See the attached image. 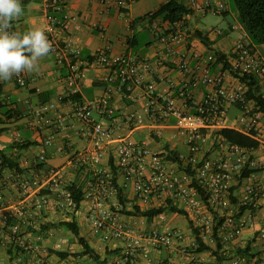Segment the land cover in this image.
Wrapping results in <instances>:
<instances>
[{
    "label": "crops",
    "instance_id": "0c3cea01",
    "mask_svg": "<svg viewBox=\"0 0 264 264\" xmlns=\"http://www.w3.org/2000/svg\"><path fill=\"white\" fill-rule=\"evenodd\" d=\"M166 1L131 0L124 11L116 6L105 9L104 0H70L67 12L72 19L69 28L62 33V36H68L72 44L81 49L80 62L92 60L99 48L105 45L110 46V59L121 55L153 61L161 55L166 57L163 64L155 65L146 75V83L134 84L131 90H125L117 83L113 84L111 103L115 108L114 115L103 117L94 111L93 116L110 125L114 129L116 137L129 136L131 139L144 141L152 150L163 154L169 155L171 152L178 155L189 154L187 136L179 130L175 118L163 120L160 116H154L147 110L149 96L146 85L156 81L157 92L171 93L182 105L184 104L187 110L196 111L211 86L199 84L193 89L192 99L185 104L179 96L178 88H170L168 81L172 79L175 83H180L182 80V73L174 60L178 58L179 53L190 52L193 46H197L204 54L211 50H220L230 55L239 39L246 37L247 33L239 18H235V22H229L227 27H221L223 26L221 24H210L208 25L210 27L202 30L194 25L193 20L207 16L210 12L222 13L224 16L228 13L234 14L229 7L228 0H199L198 7L194 8V13L187 15L183 21L173 25L165 22L161 25L184 26L187 29L188 34L185 42L177 46V53L172 56L159 40L152 27L153 22L149 17H143ZM183 1L190 5L191 0ZM21 2L24 14L13 21V29L24 32L31 27H42L47 34L48 19L43 8L44 0H21ZM221 4L223 7L219 8ZM217 28L222 31L217 32ZM198 29L202 30L204 34L208 33L211 40L210 45H206L195 34ZM144 33L153 35V39L145 45L141 43L140 38ZM190 63L193 70L198 69L200 64L195 58H192ZM83 65V76L79 81L77 91L80 98L76 99L60 98L67 91V70L58 65L56 54L53 51L40 60L38 73H24L28 80L25 86L19 84L17 76H13L8 81H0V128H5L0 133V151L18 160L22 167V172L19 173L11 168H4L1 171L0 207L3 204L4 209L15 212V208L21 204L23 199L17 188L16 176H30L34 170V157L43 152L47 157L45 162L47 166L60 167L65 181L67 183L79 182L81 188L84 187L86 179L93 175L96 167L112 174L113 145L109 146L100 165L95 166L90 158L93 143L81 133V120L76 114L78 101L95 100L106 94L108 83L104 79L111 73V69L96 62ZM224 68L223 63L217 62L211 66L210 71L218 73ZM50 103L55 106L45 112L44 116L49 118L47 122L41 118L36 109L42 104ZM226 107V125L236 128L235 122L240 114V109L236 104H227ZM7 110H11V115L4 114ZM132 114H140L142 122L132 119ZM47 140H50V143H47ZM31 141L35 143L29 147L22 148L15 145L17 142ZM210 147L209 142L204 144L205 150ZM254 154L262 155L259 149L255 150ZM173 165L180 172H185L184 161L180 162L179 166L175 163ZM117 176L129 198L128 209H133V205L136 203L144 209L160 205L168 206L167 210L151 220L141 215L121 212L119 213L120 219L134 224L140 230L151 227L179 229L184 235L183 243L187 246V252L182 253L175 247L151 245L148 251L149 256L145 257L140 253L132 264H197V262L200 264H231L230 259L237 253H246L259 258L264 264V238L261 236L264 230V200L258 208L252 211L256 219L254 227L243 228L236 237L229 240L225 238V230L221 228L218 230V235L222 238L223 254L226 256L222 262H219L210 251L198 252L195 250L196 236L189 219L181 223V213L172 212L169 209L170 205L182 208L181 200L175 199L173 203L154 198L151 204H143L136 199L132 181L120 172ZM254 179L264 184V173L257 172ZM246 182L243 180L241 184H237L238 182L234 184L231 196L233 202H240ZM87 203V200H83L81 208L77 212L81 233L100 254V260H105V264H121L127 241L106 237L104 232L93 227L85 218ZM110 204L112 207L122 208L116 196L110 200ZM27 210L28 214L20 225L21 234L48 249L47 261L53 264H101L88 254L80 253L68 257H61L57 254L58 251L81 252L83 250V246L78 242L76 236L73 234L72 237H68L67 233L70 230L59 223L60 220L69 218L67 213H62L59 209L48 205L39 210L34 204H31ZM250 212L247 210L242 215L234 214L233 222L237 223L239 217H247ZM230 213L231 211L227 209L223 217L229 218ZM189 216L192 218L191 215ZM84 225L85 229H83ZM206 241L212 247L216 246V240L212 235L207 237ZM40 255L42 254L27 252L20 248L9 236H6L4 242L0 244V264H37V258ZM170 261L171 263H169Z\"/></svg>",
    "mask_w": 264,
    "mask_h": 264
},
{
    "label": "built area",
    "instance_id": "2783aa9c",
    "mask_svg": "<svg viewBox=\"0 0 264 264\" xmlns=\"http://www.w3.org/2000/svg\"><path fill=\"white\" fill-rule=\"evenodd\" d=\"M69 1L44 0L43 3L48 19L47 36L52 43V51L56 54L58 65L67 70V91L60 98L65 99L77 93L79 81L83 76L84 63L89 65L96 62L111 69V73L104 79L108 83L106 94L95 100L78 101L76 105V114L81 120V133L93 143L90 155L93 164L100 165L109 146L113 145L115 165L118 167V172L132 181L136 199L143 204H151L154 198L173 203L175 199L181 200L182 208L191 215L205 240L211 235L215 239L216 225L219 226L218 230L220 228L225 230L227 240L236 237L243 228L254 227L256 219L252 211L264 200V184L254 179L257 172L264 173V110L257 101L248 98L247 84L235 73L254 75L259 81L264 97V55L252 44L248 36L239 39L234 51L227 55L229 67H226L223 61H218L219 54L216 50L204 54L197 46H193L190 52L179 53L174 61L182 73V80L180 83H175L172 79L168 81L170 88H178L181 100L187 104L193 97V89L201 83L211 86L196 111L187 110L171 93L157 92L156 81L147 83L146 91L149 96L147 110L163 120L174 117L179 130L187 136L190 153H181L178 155L180 161H174L168 154L152 150L144 141H137L129 136L116 137L110 125L93 116L94 111L103 117L114 115L115 108L111 103L113 84L117 83L127 90H131L134 84H144L146 75L155 65L163 64L167 58L161 55L153 61L121 55L110 59V46L105 45L99 48L92 60L80 62L81 49L75 47L68 36H62V33L69 28L72 19L67 12ZM130 1L104 0V6L105 9L116 6L126 11ZM198 1L191 0L190 6L197 8ZM220 7L223 5L221 4ZM152 27L164 48L172 56L177 53V46L185 42L188 34L184 26H161L159 19L153 21ZM216 31L222 30L217 28ZM192 58L200 63L196 70L191 68ZM217 62L223 63L225 68L218 73H212L210 68ZM17 79L22 86L28 82L24 73L17 76ZM227 104L238 105L240 114L235 122L236 129L257 140V148L230 143L223 136L215 133L218 128L228 127ZM54 106L53 103L42 104L36 112L48 122L49 118L44 114ZM131 118L138 122L143 120L140 114H132ZM207 142L211 147L205 150L204 144ZM47 143H50V140H47ZM257 149L262 155L254 154ZM46 160L44 152L37 154L34 157L32 174L16 176L17 188L23 199L15 208V212L4 209L3 204L0 207V244L4 242L6 236H9L25 251L42 254L37 258V264L53 263L46 260L48 253L46 247L21 234L20 225L28 214V206L34 204L39 210L47 205L52 206L62 213H67L68 216L76 206L74 195L65 181L62 169L57 166H47V168L37 166ZM182 161L186 164L185 172H180L173 165L175 163L179 166ZM245 168L253 171L249 175L241 176ZM243 180L247 182L244 184L240 202H233L231 196L234 184L237 182L241 184ZM195 182L202 186L207 199L200 196L201 190ZM82 191L84 200L88 202L86 220L93 227L104 232V236L127 241L121 264H132L140 253L148 257L151 245H166L178 248L182 253L187 252V246L183 243L184 235L179 229L151 227L140 230L134 224L120 219L121 208L112 207L110 204V200L114 196L117 197V188L113 183V174L109 171L96 167L93 175L86 179ZM133 206L142 207L137 203ZM246 206L245 211H251L249 215L239 217L237 223H234L232 216L245 213L242 209ZM227 209L231 211V216L224 218L223 214ZM261 236L264 238V230ZM230 263L262 264L263 262L246 253H237L230 259Z\"/></svg>",
    "mask_w": 264,
    "mask_h": 264
},
{
    "label": "trees",
    "instance_id": "16d2710c",
    "mask_svg": "<svg viewBox=\"0 0 264 264\" xmlns=\"http://www.w3.org/2000/svg\"><path fill=\"white\" fill-rule=\"evenodd\" d=\"M239 14V19L247 33L248 38L256 47L258 45L264 44V0H232ZM194 8L188 5L183 0H167L163 4H161L157 9L145 14L143 17H149L150 21L153 22L155 19H160V23L169 22L171 25L176 22L183 21L187 15L193 14ZM195 34L202 39V41L206 45H210L211 40L209 38L208 33L204 34L202 30H196ZM217 54H219L218 61H223L226 67H229L228 57L225 52L217 50ZM92 59V58H91ZM238 77H240L241 81L246 83L248 86V90L246 92L249 99L257 101V103L264 110V97L261 92V86L259 84L258 79L252 74H240L235 73ZM18 80V79H17ZM125 90H127L125 88ZM80 98V94H72L67 97V99H76ZM66 99V98H65ZM190 101V100H189ZM6 115H11V110H7L4 112ZM5 128H0V133L3 132ZM215 133L217 135L223 136L228 142L233 144H239L243 147L247 148H257L258 141L248 134L233 128V127H222L218 128ZM35 142H17L15 145L19 147H29L33 145ZM169 158L174 161H180L177 153H170ZM38 167L47 168V164L45 162H40ZM0 168H11L16 172H22V167L18 160L13 159L11 156L7 155L3 151H0ZM111 169L113 174V183L117 188V198L119 203L122 205L121 212L126 214H134L141 215L147 217L149 220L154 218L155 216L163 213L168 209L167 205H162L158 207H152L143 209L140 206H134L133 209H128L127 205L129 202V198L127 197L123 186L118 181V167L115 165L114 157H111ZM2 171V170H0ZM190 173L191 171L188 170ZM253 169L245 168L241 176L249 175ZM92 176V175H91ZM195 184L200 188L201 194L200 196L204 199H207V195L202 189V186L195 182ZM68 187L71 193L74 195L75 199V209L72 213H69V218L65 220H60L59 223L67 227L77 238L78 242L82 244L83 250L81 252H66V251H58L57 254L61 257H68L70 255H78V254H88L92 258L99 261L101 264H105V260H100V254L95 250V248L91 245V243L87 240V238L81 233L80 223L77 219V211L80 209L82 205V201L84 200V192L82 191L81 185L79 182L72 181L68 183ZM47 192V190H44ZM247 208L243 207L242 212ZM169 209L172 212H179L185 215L190 222L191 228L196 236V244L195 250L198 252L201 251H210L214 254L219 262H222L225 259V255L223 254V244L222 238L217 234L219 226H215V240L216 246L212 247L207 241L203 238L200 233V229L194 224L192 218H190L189 213L184 209L176 205H170Z\"/></svg>",
    "mask_w": 264,
    "mask_h": 264
},
{
    "label": "clouds",
    "instance_id": "9594fccd",
    "mask_svg": "<svg viewBox=\"0 0 264 264\" xmlns=\"http://www.w3.org/2000/svg\"><path fill=\"white\" fill-rule=\"evenodd\" d=\"M23 14L21 0H0V81L38 73L40 60L52 51L44 28L31 27L24 32L13 29V21Z\"/></svg>",
    "mask_w": 264,
    "mask_h": 264
},
{
    "label": "rangeland",
    "instance_id": "374dc122",
    "mask_svg": "<svg viewBox=\"0 0 264 264\" xmlns=\"http://www.w3.org/2000/svg\"><path fill=\"white\" fill-rule=\"evenodd\" d=\"M228 3H229V7L231 8V10L234 14L228 13L227 15L224 16L222 13L210 12L209 14H207V16H202L197 20H193V24L197 25V27H199L202 30H205L208 27H210V26H208L210 24H221V25H223L221 27H227L229 22H235L236 21L235 18H239L238 11H237L233 1L228 0ZM140 38H141V43L143 45H145V44H147V42H150L153 39V35L148 34V33H144V34H141ZM257 48L260 51V53H262L264 55V44L258 45ZM232 110H234V109H232ZM0 126H1V124H0ZM180 220L182 223V222H186L188 220V218L185 215L180 214ZM84 227H85V225L83 226V229H85ZM67 235H68V237H72L73 233H71L69 231L67 233Z\"/></svg>",
    "mask_w": 264,
    "mask_h": 264
}]
</instances>
